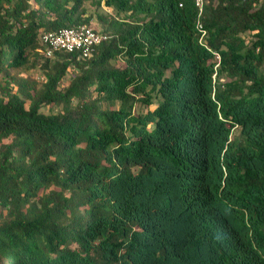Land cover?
I'll use <instances>...</instances> for the list:
<instances>
[{"label":"trees","instance_id":"1","mask_svg":"<svg viewBox=\"0 0 264 264\" xmlns=\"http://www.w3.org/2000/svg\"><path fill=\"white\" fill-rule=\"evenodd\" d=\"M0 264H264V0H0Z\"/></svg>","mask_w":264,"mask_h":264},{"label":"built area","instance_id":"2","mask_svg":"<svg viewBox=\"0 0 264 264\" xmlns=\"http://www.w3.org/2000/svg\"><path fill=\"white\" fill-rule=\"evenodd\" d=\"M207 1L193 0L199 17H202ZM198 29L203 39L206 36V32L200 23L198 24ZM108 38L107 35L96 32L91 27L81 26L43 33L40 43L49 58L53 57L56 52H64L67 54L79 53L82 58L88 59L92 56L94 49L106 42Z\"/></svg>","mask_w":264,"mask_h":264},{"label":"rangeland","instance_id":"3","mask_svg":"<svg viewBox=\"0 0 264 264\" xmlns=\"http://www.w3.org/2000/svg\"><path fill=\"white\" fill-rule=\"evenodd\" d=\"M91 27L97 31L101 30L100 25L96 22H93ZM20 76L27 79L29 82H39L42 79V75L39 70L23 71L20 73ZM236 134L238 135L239 132H236Z\"/></svg>","mask_w":264,"mask_h":264}]
</instances>
